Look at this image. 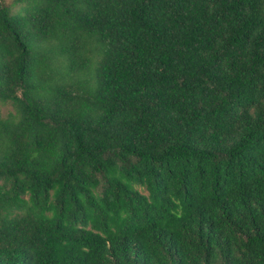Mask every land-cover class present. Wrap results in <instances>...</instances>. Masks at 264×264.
<instances>
[{"label":"trees","instance_id":"1","mask_svg":"<svg viewBox=\"0 0 264 264\" xmlns=\"http://www.w3.org/2000/svg\"><path fill=\"white\" fill-rule=\"evenodd\" d=\"M0 264H264V0H0Z\"/></svg>","mask_w":264,"mask_h":264}]
</instances>
